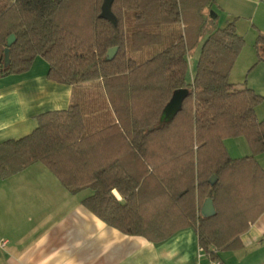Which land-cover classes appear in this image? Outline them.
I'll list each match as a JSON object with an SVG mask.
<instances>
[{"label":"trees","instance_id":"16d2710c","mask_svg":"<svg viewBox=\"0 0 264 264\" xmlns=\"http://www.w3.org/2000/svg\"><path fill=\"white\" fill-rule=\"evenodd\" d=\"M103 2L0 0V77L23 73L41 57L53 82L99 83L103 107L116 117L87 134L80 103L42 114L30 135L0 144V178L39 162L72 195L90 191L83 205L126 235L162 243L193 228L211 261L240 250L241 236L264 213V168L256 159L264 154V120L256 113L263 98L230 82L243 37L234 23L218 27L210 15L216 0H114L117 25L101 18ZM173 24L182 33L167 48L142 63L131 57L161 41L155 30ZM200 44L188 83V58ZM256 47L264 61L263 33ZM182 88L190 90L183 109L154 129ZM239 137L251 155L235 159L225 141Z\"/></svg>","mask_w":264,"mask_h":264},{"label":"crops","instance_id":"0c3cea01","mask_svg":"<svg viewBox=\"0 0 264 264\" xmlns=\"http://www.w3.org/2000/svg\"><path fill=\"white\" fill-rule=\"evenodd\" d=\"M214 7L223 19L227 15L247 20L264 34V0H216ZM48 71L47 61L37 57L27 71L0 77V144L30 135L42 114L66 110L79 102L78 86L53 82ZM106 114L109 116L94 126L116 121L110 110ZM90 194L72 195L39 162L14 176L0 178V264L211 263L193 228L183 229L162 243L129 236L83 205ZM115 195L120 199L117 192ZM241 241L240 250L219 253L220 261L262 264L264 213Z\"/></svg>","mask_w":264,"mask_h":264},{"label":"rangeland","instance_id":"374dc122","mask_svg":"<svg viewBox=\"0 0 264 264\" xmlns=\"http://www.w3.org/2000/svg\"><path fill=\"white\" fill-rule=\"evenodd\" d=\"M214 6L210 9V15L212 12H214L217 16L219 15V18H216L218 27L225 28L229 23H234L236 32L242 36L245 41L231 71L230 82L240 88H251L257 94L262 96L263 99L258 105L256 113L259 120H264V61L260 60L258 49L256 47L260 32H258V28L247 23V20L229 18L227 15H225L223 19L222 15L217 12L218 10ZM126 16V26L130 33L132 32L135 24L134 14L129 12ZM155 32L159 33L162 37L159 43L136 53H132L131 51V57H133L137 62L142 63L147 61L163 51L176 40V38L182 33V29L179 25L173 24L171 26H163L160 29L155 30ZM201 47V44L197 46L188 58V83L193 82V78L196 74ZM76 98L79 101L78 103L82 104L87 134H91L99 129L97 128L98 126L94 125L104 116H109L106 115V110L103 107L105 102L108 103L106 92L96 83H86L77 87ZM225 145L231 157L235 159L251 155L250 146L244 137L227 139L225 141ZM256 159L264 168V154L258 155Z\"/></svg>","mask_w":264,"mask_h":264},{"label":"water","instance_id":"95a60500","mask_svg":"<svg viewBox=\"0 0 264 264\" xmlns=\"http://www.w3.org/2000/svg\"><path fill=\"white\" fill-rule=\"evenodd\" d=\"M114 3V0H104L102 5V13L101 18L106 19L110 22H112L114 25H117L118 20L117 17L112 12V5ZM211 16L213 19L217 18V15L212 12ZM16 41L15 35H11L7 42V48L5 50V63L7 66L10 65V48ZM118 52V48H113L109 50L107 54V60H111ZM264 53V49H263ZM190 90L188 88H182L174 91L170 101L167 103L163 110L162 117L158 124L154 127V129H158L162 126H164L167 122L171 121L182 109H183V103L185 99L189 96ZM206 209L209 212L210 215L215 214V209L212 205V201L209 200L206 204Z\"/></svg>","mask_w":264,"mask_h":264},{"label":"built area","instance_id":"2783aa9c","mask_svg":"<svg viewBox=\"0 0 264 264\" xmlns=\"http://www.w3.org/2000/svg\"><path fill=\"white\" fill-rule=\"evenodd\" d=\"M5 244V243H4ZM210 264H223L220 260H217V261H211Z\"/></svg>","mask_w":264,"mask_h":264}]
</instances>
